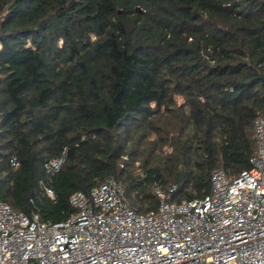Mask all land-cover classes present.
<instances>
[{
	"label": "trees",
	"instance_id": "trees-1",
	"mask_svg": "<svg viewBox=\"0 0 264 264\" xmlns=\"http://www.w3.org/2000/svg\"><path fill=\"white\" fill-rule=\"evenodd\" d=\"M259 114L264 0H0V200L17 211L67 219L109 177L137 211L202 198L214 170L251 167Z\"/></svg>",
	"mask_w": 264,
	"mask_h": 264
},
{
	"label": "built area",
	"instance_id": "built-area-1",
	"mask_svg": "<svg viewBox=\"0 0 264 264\" xmlns=\"http://www.w3.org/2000/svg\"><path fill=\"white\" fill-rule=\"evenodd\" d=\"M255 138L250 168L236 177L214 170L202 198L175 201L159 192V205L147 212L126 202L113 177L74 192L75 211L61 221L0 200V264H264L263 114ZM65 159L66 151L45 163L48 177ZM45 190L54 197L51 187Z\"/></svg>",
	"mask_w": 264,
	"mask_h": 264
},
{
	"label": "rangeland",
	"instance_id": "rangeland-1",
	"mask_svg": "<svg viewBox=\"0 0 264 264\" xmlns=\"http://www.w3.org/2000/svg\"><path fill=\"white\" fill-rule=\"evenodd\" d=\"M140 212H143V211H140Z\"/></svg>",
	"mask_w": 264,
	"mask_h": 264
}]
</instances>
